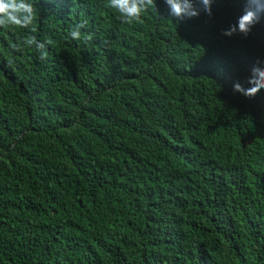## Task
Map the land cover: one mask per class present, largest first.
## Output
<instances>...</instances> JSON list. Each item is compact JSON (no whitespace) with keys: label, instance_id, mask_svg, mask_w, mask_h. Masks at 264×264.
Returning <instances> with one entry per match:
<instances>
[{"label":"trees","instance_id":"1","mask_svg":"<svg viewBox=\"0 0 264 264\" xmlns=\"http://www.w3.org/2000/svg\"><path fill=\"white\" fill-rule=\"evenodd\" d=\"M29 2L31 25L0 26V264H264V89L233 91L264 17L225 36L241 0L132 24Z\"/></svg>","mask_w":264,"mask_h":264},{"label":"clouds","instance_id":"2","mask_svg":"<svg viewBox=\"0 0 264 264\" xmlns=\"http://www.w3.org/2000/svg\"><path fill=\"white\" fill-rule=\"evenodd\" d=\"M168 6L169 16L177 20L198 16L201 9L196 6L197 0H163ZM202 4V10L208 15H212V0H198ZM243 8L241 14L236 18L234 24L229 25L223 31V35L231 36L237 32L247 36L252 27L264 17V0H241ZM109 6L119 13L121 22L132 24L141 19V14L149 9L157 11L156 0H109ZM36 9L29 0H0V26L9 23L17 24L21 27H28L35 18ZM88 27L87 19L78 21L69 29L68 36L72 39H81V29ZM85 38H90L86 36ZM31 36L24 41L28 46H34L40 50L42 58L46 56L45 44ZM11 47L20 51L19 44ZM264 60L258 59L250 68V74L245 78V82L239 80L233 83V91L239 92L244 96H254L259 90L264 89Z\"/></svg>","mask_w":264,"mask_h":264}]
</instances>
